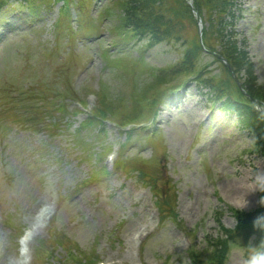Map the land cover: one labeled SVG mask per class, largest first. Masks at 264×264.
Instances as JSON below:
<instances>
[{"label": "rangeland", "instance_id": "rangeland-1", "mask_svg": "<svg viewBox=\"0 0 264 264\" xmlns=\"http://www.w3.org/2000/svg\"><path fill=\"white\" fill-rule=\"evenodd\" d=\"M29 1L11 0L0 12V264H58L70 251L83 257H70L67 264H81L87 257L96 264H192L191 241L198 252L206 250L205 236L216 239L221 235L219 226L235 227L228 208L249 212L261 202L255 181L264 178V154L255 151L254 135L235 115L212 103L209 95L214 91L207 84H187L159 105L157 132L150 122L140 120L139 126H150L145 131L136 129L123 152L128 127L122 128L118 121L107 120L100 137L94 135L96 127L84 134L89 151L96 153L90 157L73 141L75 128L85 118L73 115L78 111L76 102L85 101L84 110L89 113L98 103L101 85L107 100L117 104L121 99L131 105L132 76L125 74L126 68L135 72L138 93L157 84L149 90L148 98L153 97L162 88L158 70L175 65L183 45L161 43L142 57L140 50L147 40H138L116 47L105 57L102 50L108 51L111 43L105 32L116 21L104 11L113 0H94L91 10L73 0V26H65L57 52L48 59L42 52L55 46L53 25L61 3ZM231 10L226 28L237 39V48L246 51L245 62L252 64L249 71L244 63L233 74V83L239 88L252 79L255 87H264V0H236ZM67 28L78 31L69 41ZM81 29L93 30L86 34ZM218 30L210 38L220 50L228 39L222 40V28ZM196 33L198 28L187 21L183 34ZM119 50L123 52L114 54ZM203 57L210 76L223 73L212 54ZM114 58L124 62L115 65ZM133 60L138 63H129ZM50 79L49 86L45 80ZM36 86L65 89L69 95L71 125L52 137L31 123L34 97L15 98L19 91ZM110 150L116 159L125 158V170L109 168L105 175L108 163L103 158ZM139 164L156 179V188L138 177ZM92 168L98 172L94 174ZM89 177L93 179L85 181ZM161 198L174 203L177 217L173 219L168 210V220L158 224ZM44 206L51 207L52 216L38 225L36 216ZM219 211L221 217L216 216ZM143 228L148 231L139 239ZM27 229L32 231L30 252L21 260L16 239ZM53 236L62 241V248L55 247V259L49 254L45 262L39 251L45 255L42 243ZM246 258L244 249L233 247L226 264H245Z\"/></svg>", "mask_w": 264, "mask_h": 264}, {"label": "trees", "instance_id": "trees-1", "mask_svg": "<svg viewBox=\"0 0 264 264\" xmlns=\"http://www.w3.org/2000/svg\"><path fill=\"white\" fill-rule=\"evenodd\" d=\"M9 1L0 0V12ZM34 1L36 2L37 0ZM60 1L64 5L61 8V18L55 24L56 45L63 38L61 35L65 34L63 33L65 26L70 25L69 22H71V13L67 8V1L69 0H55V2ZM194 6L203 18L204 23L208 24L203 31V44L199 39L198 33L190 37L183 34L187 21L197 28L196 18L187 0H114L112 9L116 11L110 13L116 18L115 28L113 29L116 35L114 46L129 41L147 40L144 47H142L144 49L141 50L144 54V51L161 43H169L171 45L180 43L183 45V55L175 65L158 70L161 76L159 77V85L162 84V88L153 97L148 98V92L157 84H151L143 93H138L135 86L130 93V96L133 97V102L128 110L125 109V105L121 104V100L115 104L107 100L105 91L102 92L98 106L92 116L79 125L74 136L75 144L85 150L87 155L94 157L96 153L89 151L91 145L83 138V135L90 134V131L95 126L97 133L101 132V129L105 126V120L111 116H117L124 124L129 123L133 126L127 133L126 142L132 139V134L136 131L141 117L145 115L152 116L151 121L154 125V132H157V126L155 125L156 114L163 99L170 94L178 93V88H183L185 85L192 83L207 84L214 91V93L210 94L211 100L215 103H220L223 111L237 116L241 126L254 135L255 150L264 154V114L256 110L250 98L256 99L264 106V87H255L252 79L251 81H244L242 85L250 96L247 97L239 90L236 84L234 85L235 81L230 72L231 68L234 73H238L244 63H247L249 71L252 68L251 62H245L246 51L237 48V39L232 37V31H228L226 28L228 22L225 20L227 15H230L228 13L232 11L231 8L236 7L235 0H194ZM218 28H222L220 31L222 40L228 39L221 44L220 50L215 47L210 38V33L218 35ZM72 30L73 28H67L65 31L69 37H72L74 33L76 34ZM207 51L218 53L227 60V64H224L216 57H213L214 62L221 63L223 73L220 76H209V65L203 64L202 61L204 59L203 54L209 53ZM54 52L55 50H48L47 54L54 55ZM111 62L115 65H120L124 61L114 58ZM125 72L129 74L131 72L135 73L134 70L127 68ZM171 80H176V83H168ZM45 82L49 86L53 83L52 79L45 80ZM38 84H40V81ZM33 88L35 89L34 91ZM29 95L34 97L33 100L35 102L32 107L35 106L36 112L32 111L33 116H31V123L36 127L35 129L45 130L51 137L61 132L66 123L64 122V117L68 113L67 101L69 95L66 90L56 88H51L50 91L48 89L41 90L39 86H36L32 87L30 91H19L15 98L23 101L24 96ZM25 105L24 103L19 108H23ZM19 110L21 109L17 108V111ZM139 129L145 131V128ZM126 145L125 143L123 144L122 150ZM124 161V157L118 160L116 164L117 171L125 170ZM136 170L139 174L138 177L143 182L155 187L156 179L149 177L144 166L141 167V164H139ZM87 180H90V178ZM262 197H264V193L261 192L260 198L262 199ZM159 200L158 209L161 221L166 222L168 220V210L172 213V218L175 219L177 215L174 203L172 204L169 199L161 198ZM229 211L236 220V226L233 229H227L222 225L219 226L221 235L216 239L205 236L206 250L198 252L196 246H191L189 256L192 264H226L233 247L244 249L246 256L255 248H264V203L260 202L259 207L250 212L234 208H229ZM220 215L221 212L216 213L217 217H220ZM60 241L58 238H53L50 243L61 245L62 241ZM58 264H62V261H59Z\"/></svg>", "mask_w": 264, "mask_h": 264}, {"label": "clouds", "instance_id": "clouds-1", "mask_svg": "<svg viewBox=\"0 0 264 264\" xmlns=\"http://www.w3.org/2000/svg\"><path fill=\"white\" fill-rule=\"evenodd\" d=\"M255 182L258 186V190L264 193V178L258 179ZM261 202L264 203V197H262ZM245 264H264V251H250L246 258Z\"/></svg>", "mask_w": 264, "mask_h": 264}, {"label": "bare ground", "instance_id": "bare-ground-1", "mask_svg": "<svg viewBox=\"0 0 264 264\" xmlns=\"http://www.w3.org/2000/svg\"><path fill=\"white\" fill-rule=\"evenodd\" d=\"M46 214H47V213H46V211H45V212H44V215H46ZM26 238H27V236L24 238V240H23V242H22V243H23V246H25V245H26V241H27V239H26Z\"/></svg>", "mask_w": 264, "mask_h": 264}]
</instances>
